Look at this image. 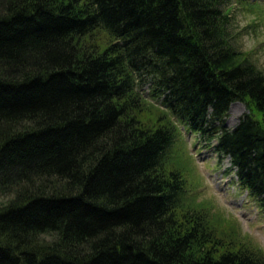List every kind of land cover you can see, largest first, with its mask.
I'll return each instance as SVG.
<instances>
[{
	"label": "trees",
	"instance_id": "1",
	"mask_svg": "<svg viewBox=\"0 0 264 264\" xmlns=\"http://www.w3.org/2000/svg\"><path fill=\"white\" fill-rule=\"evenodd\" d=\"M226 9L0 0V264H264L184 207L167 167L179 123L264 213V73L228 43ZM96 30L109 46L86 43ZM144 87L175 123L139 119ZM235 102L248 113L229 129Z\"/></svg>",
	"mask_w": 264,
	"mask_h": 264
},
{
	"label": "rangeland",
	"instance_id": "2",
	"mask_svg": "<svg viewBox=\"0 0 264 264\" xmlns=\"http://www.w3.org/2000/svg\"><path fill=\"white\" fill-rule=\"evenodd\" d=\"M224 2L230 19L228 43L241 53V58L249 59L264 73V0ZM111 42V36L104 30H96L86 37V43L98 49H104ZM141 93L149 99L139 114L143 123L152 127L175 123L164 108L151 99L149 87L142 88ZM247 113L244 103H233L227 119L228 128H235ZM175 124L179 139L167 159V167L178 169L185 176L186 194L182 205L207 212L221 237L264 255V213L258 202L239 186L231 160L218 154L215 142L209 147L198 134Z\"/></svg>",
	"mask_w": 264,
	"mask_h": 264
}]
</instances>
